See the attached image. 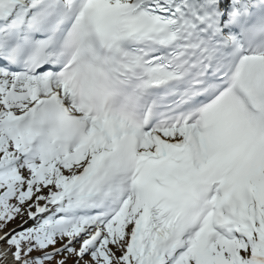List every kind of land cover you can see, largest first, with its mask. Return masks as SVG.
Segmentation results:
<instances>
[{
    "label": "snow or ice",
    "instance_id": "obj_1",
    "mask_svg": "<svg viewBox=\"0 0 264 264\" xmlns=\"http://www.w3.org/2000/svg\"><path fill=\"white\" fill-rule=\"evenodd\" d=\"M0 264H264V0H0Z\"/></svg>",
    "mask_w": 264,
    "mask_h": 264
}]
</instances>
